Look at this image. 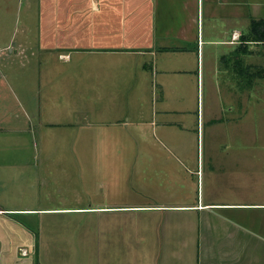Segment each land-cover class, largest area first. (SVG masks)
<instances>
[{
  "label": "rangeland",
  "instance_id": "obj_1",
  "mask_svg": "<svg viewBox=\"0 0 264 264\" xmlns=\"http://www.w3.org/2000/svg\"><path fill=\"white\" fill-rule=\"evenodd\" d=\"M25 1L0 0V203L180 205L20 213L21 226L42 227V264H161L157 231L173 230L176 252L193 257L198 218L186 206L207 202L264 235V46L234 64L227 0H211V17L199 0L198 39H165L185 50L62 52L69 64L36 48ZM28 26L31 47L14 46ZM77 60L109 61L91 66L108 76ZM183 255L175 262L190 264Z\"/></svg>",
  "mask_w": 264,
  "mask_h": 264
},
{
  "label": "crops",
  "instance_id": "obj_2",
  "mask_svg": "<svg viewBox=\"0 0 264 264\" xmlns=\"http://www.w3.org/2000/svg\"><path fill=\"white\" fill-rule=\"evenodd\" d=\"M25 4L26 16L30 15L31 19L33 17L36 21V48L44 52H61L58 54V60L65 58L67 64L71 61V55L62 52L87 51L108 54L155 50L182 51L185 50L183 47L170 49L165 45V39L173 37L185 43L194 40L196 36L198 39L199 0H26ZM206 6L209 17L215 16L211 0ZM219 16L224 20L225 27L231 26L234 32L244 34L245 27L242 26L246 18L248 26L251 18H264V0H227L226 8ZM212 20L210 18V21ZM24 28L20 31L25 36L27 34L29 39H19L12 45L26 50L31 47L28 46L31 34L26 30L30 29V26ZM9 45L10 42L3 48ZM105 63L109 61L104 60L103 64L98 60H84V63L76 61V65L81 66L84 73L99 78L101 74L108 76V71L100 72L101 68L91 70L94 69L91 66L98 67V64L102 66ZM2 205L0 203V264H42V227L40 224L32 227L21 226L17 215H22L20 213L23 212L32 213L28 215H35L36 212L47 214L52 211L110 212L125 207L158 211L162 207L173 209L171 207L180 206L131 204L123 207L78 205L31 208ZM217 205L226 204L207 202L186 206L197 211L198 218L196 250L193 257L191 254L176 252L175 244L179 247L180 240L176 241L174 230L167 236L160 235L157 231V237L161 240L158 249L164 252L162 260L165 259L161 264H171L173 261L172 264H181V261L175 262V254L178 261L180 255L184 258L192 257L190 264H264V235L245 229L228 219L218 211L224 208Z\"/></svg>",
  "mask_w": 264,
  "mask_h": 264
},
{
  "label": "trees",
  "instance_id": "obj_3",
  "mask_svg": "<svg viewBox=\"0 0 264 264\" xmlns=\"http://www.w3.org/2000/svg\"><path fill=\"white\" fill-rule=\"evenodd\" d=\"M251 43L264 46V18H251L249 21L248 31L244 34L239 35L238 44L234 53L235 65L236 62L239 61V53L244 55L249 52L248 45H250ZM236 55H238V57H235Z\"/></svg>",
  "mask_w": 264,
  "mask_h": 264
}]
</instances>
